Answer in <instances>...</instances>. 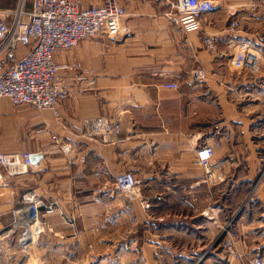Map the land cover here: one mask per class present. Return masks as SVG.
Masks as SVG:
<instances>
[{
  "label": "crops",
  "instance_id": "crops-1",
  "mask_svg": "<svg viewBox=\"0 0 264 264\" xmlns=\"http://www.w3.org/2000/svg\"><path fill=\"white\" fill-rule=\"evenodd\" d=\"M120 1V35L57 52V64H75L59 72L65 95L57 113L0 98V153L41 154L28 171L4 173L0 264H191L221 233L219 179L243 169L258 176L264 167V153L254 151L255 138L264 136V0H212L216 9L201 16L202 30L189 33L169 20L171 0ZM232 19L241 24L235 33ZM204 35L216 40L215 52ZM238 40L261 52V75L233 71L228 60ZM199 66L207 78L193 84ZM168 82L179 89L163 88ZM102 116L121 121L118 144L81 137L82 122ZM52 135L73 150L64 153ZM239 143L249 151L228 152ZM205 146L215 152L211 179L198 163ZM126 171L141 181V198L115 190V177ZM30 191L54 207H42L39 224L23 205ZM261 206L264 227V199ZM243 256L203 264L260 257L247 249Z\"/></svg>",
  "mask_w": 264,
  "mask_h": 264
},
{
  "label": "built area",
  "instance_id": "built-area-1",
  "mask_svg": "<svg viewBox=\"0 0 264 264\" xmlns=\"http://www.w3.org/2000/svg\"><path fill=\"white\" fill-rule=\"evenodd\" d=\"M169 2L172 8L167 14L169 20L185 33L201 31V16L216 9L212 0ZM82 4L83 0H31L27 7L25 0H19L14 8L0 9V98H9L15 106L30 105L38 110L51 109L57 113V106L65 95L59 72L75 68V64H57V52L70 50L90 37L101 34L117 37L123 31L122 20L126 10L120 0H104L101 5L88 8ZM240 28L237 19L230 21L229 32L235 33ZM203 42L208 51H216V40L212 36L204 35ZM22 48L26 52L21 55L19 50ZM228 61L238 72L257 75L261 71L259 51L244 40L236 41L235 51ZM206 78V70L195 67L191 82L202 84ZM163 88L178 90L179 84L168 82L163 84ZM81 137L101 145H116L122 140L121 121L107 116L85 119ZM52 139L64 153L73 150V145L63 137L52 135ZM214 154L210 146L198 151V163L207 170L210 179V162ZM30 157L28 152L0 153V185L5 172L14 175L28 171L33 166ZM114 188L120 194L142 197V183L131 171L117 175ZM23 205L30 219L37 220L38 224L42 207L46 213L54 211L52 204H44L33 191L24 194ZM143 206L148 208L149 204L144 201ZM239 257L244 260L243 255ZM250 264H264V258H253Z\"/></svg>",
  "mask_w": 264,
  "mask_h": 264
},
{
  "label": "rangeland",
  "instance_id": "rangeland-1",
  "mask_svg": "<svg viewBox=\"0 0 264 264\" xmlns=\"http://www.w3.org/2000/svg\"><path fill=\"white\" fill-rule=\"evenodd\" d=\"M18 2L19 0H0V9L14 6ZM25 3L28 7L31 0H25ZM263 7L264 3L262 10ZM259 53L262 61V54ZM233 71L238 72L235 69ZM259 75H261V71L253 76ZM255 142L254 151L264 153V136L256 137ZM231 151L233 152L228 149L229 153H245L249 149L244 143H239ZM218 182L222 183L223 192L221 194L223 205H225L221 213V233L217 234L214 242L208 243L206 252L194 258L191 264H203L209 260L227 262L230 257L241 260L239 256L244 255L245 249L250 251L252 256L258 255L264 258V227H262L261 206L264 199V167L258 176L254 172L243 169L236 177H224L223 175ZM232 185L237 186V189ZM226 187L227 189L224 191Z\"/></svg>",
  "mask_w": 264,
  "mask_h": 264
},
{
  "label": "water",
  "instance_id": "water-1",
  "mask_svg": "<svg viewBox=\"0 0 264 264\" xmlns=\"http://www.w3.org/2000/svg\"><path fill=\"white\" fill-rule=\"evenodd\" d=\"M40 159H41V154H34L30 157V160L33 164L39 162Z\"/></svg>",
  "mask_w": 264,
  "mask_h": 264
}]
</instances>
